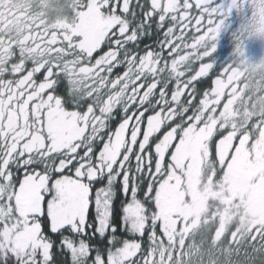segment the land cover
Here are the masks:
<instances>
[{
	"label": "trees",
	"instance_id": "obj_1",
	"mask_svg": "<svg viewBox=\"0 0 264 264\" xmlns=\"http://www.w3.org/2000/svg\"><path fill=\"white\" fill-rule=\"evenodd\" d=\"M152 1L0 0V264H264V23Z\"/></svg>",
	"mask_w": 264,
	"mask_h": 264
},
{
	"label": "rangeland",
	"instance_id": "obj_2",
	"mask_svg": "<svg viewBox=\"0 0 264 264\" xmlns=\"http://www.w3.org/2000/svg\"><path fill=\"white\" fill-rule=\"evenodd\" d=\"M161 1L162 0H153L152 1V5H153V7L154 8H159L160 6H161ZM194 2H196L197 0H193ZM169 5V3L167 2V0H164V2H163V7H164V10H168V6ZM262 89H253V90H248V92H247V97H248V100H249V102H252V101H254L255 99H256V104H258V103H260V101L258 100V99H260V97H259V95H258V93L259 92H261V93H263L264 94V86L263 87H261ZM249 105H250V103H249ZM64 183L65 182H56L55 184H54V187H55V192H56V194L57 195H59V194H62V192L65 190V187L63 186L64 185ZM21 185H22V187H21V190H23V192H27V191H29V192H32V190H34V187L37 185L38 187H41V184L40 183H38L37 184V182L35 183L34 181H33V179H26V180H24V181H22L21 182ZM81 192V193H80ZM79 193L80 194H78L76 197H75V202H74V204H75V207H81V201H82V198H83V192L82 191H80ZM27 194H24V193H21V194H18L17 195V197H16V203H17V205H18V215L19 214H24L23 212H22V210L20 209L21 207L19 206V203H23V204H27L26 205V207H27V209H30V206L28 205V204H30V205H34V202H32L31 200L29 201L27 198V196H26ZM18 197H21L20 198V200L18 201ZM104 198H106V197H104ZM104 198H102L101 196H100V200H102V199H104ZM17 215V214H16ZM22 241H19V249L20 248H23L25 245H27V244H29L28 243V240H31V235H30V233L28 234V235H25V234H22V239H21ZM24 242V243H23Z\"/></svg>",
	"mask_w": 264,
	"mask_h": 264
},
{
	"label": "flooded vegetation",
	"instance_id": "obj_3",
	"mask_svg": "<svg viewBox=\"0 0 264 264\" xmlns=\"http://www.w3.org/2000/svg\"><path fill=\"white\" fill-rule=\"evenodd\" d=\"M177 1H188V0H175ZM215 1V0H214ZM219 2H223L221 8L222 12L220 15L227 16L230 13L238 12L241 13L242 18H246L248 15L247 13L252 14V17H259L263 23H264V0H218ZM259 6V7H258ZM212 11V9H211ZM215 11V10H214ZM237 14V13H235ZM221 19H226L224 17H221ZM261 40H264L262 38ZM106 193H102L101 197L104 198ZM21 197H18V201ZM103 200V199H102ZM27 204L19 203V206L21 208H25ZM104 205H108L107 202L104 203ZM29 210L25 212L26 214H29Z\"/></svg>",
	"mask_w": 264,
	"mask_h": 264
}]
</instances>
